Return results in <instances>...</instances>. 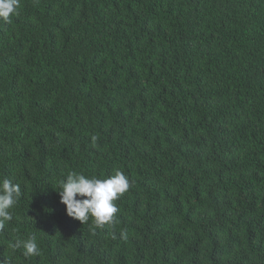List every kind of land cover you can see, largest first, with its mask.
<instances>
[{"label":"trees","instance_id":"1","mask_svg":"<svg viewBox=\"0 0 264 264\" xmlns=\"http://www.w3.org/2000/svg\"><path fill=\"white\" fill-rule=\"evenodd\" d=\"M17 11L0 19V180L21 189L0 264H264V0ZM117 170L113 224L66 214L69 173Z\"/></svg>","mask_w":264,"mask_h":264},{"label":"clouds","instance_id":"2","mask_svg":"<svg viewBox=\"0 0 264 264\" xmlns=\"http://www.w3.org/2000/svg\"><path fill=\"white\" fill-rule=\"evenodd\" d=\"M19 0H0V19L8 21L11 16L18 15ZM96 136L92 137L95 144ZM129 179L117 170L108 178L100 179L95 176L86 177L84 174L71 172L65 180L60 181L57 191L60 203L65 205L66 214L84 224L91 218L97 229H104L105 225L114 222L118 208L114 203L129 189ZM21 196L19 184L10 179L0 180V229L5 222L11 221V209L17 204ZM127 238L125 232H121ZM22 247L23 255L27 257L38 256L40 249L35 236L18 242Z\"/></svg>","mask_w":264,"mask_h":264}]
</instances>
